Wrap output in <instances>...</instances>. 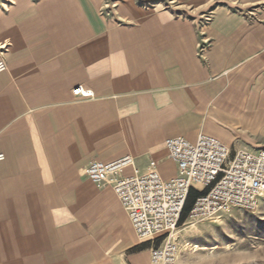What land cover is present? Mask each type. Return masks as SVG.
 <instances>
[{"label":"crops","instance_id":"crops-1","mask_svg":"<svg viewBox=\"0 0 264 264\" xmlns=\"http://www.w3.org/2000/svg\"><path fill=\"white\" fill-rule=\"evenodd\" d=\"M102 5L0 8V264H148L87 164L130 155L170 179L169 137L264 148V0Z\"/></svg>","mask_w":264,"mask_h":264},{"label":"built area","instance_id":"built-area-1","mask_svg":"<svg viewBox=\"0 0 264 264\" xmlns=\"http://www.w3.org/2000/svg\"><path fill=\"white\" fill-rule=\"evenodd\" d=\"M6 69L0 57V72ZM72 95L94 96L82 85L73 88ZM164 144L177 166V175L170 179L162 178L152 161L140 171L130 155L109 162L91 160L84 169L91 182L113 190L137 239L149 243L148 264H177L180 246L174 233L191 189L202 192L188 212L192 222L235 208L253 211L264 198V148L231 152L218 138L205 134L195 141L169 137Z\"/></svg>","mask_w":264,"mask_h":264},{"label":"rangeland","instance_id":"rangeland-1","mask_svg":"<svg viewBox=\"0 0 264 264\" xmlns=\"http://www.w3.org/2000/svg\"><path fill=\"white\" fill-rule=\"evenodd\" d=\"M14 0H0L7 8ZM123 0H103L108 13ZM144 6L166 5L168 0H135ZM203 16L202 20H207ZM180 246L177 264H264V198L253 211L232 209L211 220H182L174 233ZM162 239L155 244L159 245ZM149 244H144L148 247Z\"/></svg>","mask_w":264,"mask_h":264},{"label":"trees","instance_id":"trees-1","mask_svg":"<svg viewBox=\"0 0 264 264\" xmlns=\"http://www.w3.org/2000/svg\"><path fill=\"white\" fill-rule=\"evenodd\" d=\"M201 193L202 192H199V191H197L195 189H191L190 190V192L188 194V198H187L186 204H185L184 209L182 211V214L180 216L179 223L187 217L188 212H189L190 208L192 207V204H193L194 200Z\"/></svg>","mask_w":264,"mask_h":264}]
</instances>
